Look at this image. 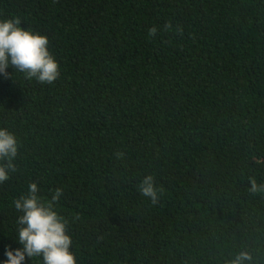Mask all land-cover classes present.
Wrapping results in <instances>:
<instances>
[{
	"label": "trees",
	"instance_id": "16d2710c",
	"mask_svg": "<svg viewBox=\"0 0 264 264\" xmlns=\"http://www.w3.org/2000/svg\"><path fill=\"white\" fill-rule=\"evenodd\" d=\"M10 18L48 37L60 76L0 74L19 145L0 264L22 247L13 201L32 182L45 200L63 189L77 264H264V192L249 190L264 184V0H0Z\"/></svg>",
	"mask_w": 264,
	"mask_h": 264
},
{
	"label": "clouds",
	"instance_id": "9594fccd",
	"mask_svg": "<svg viewBox=\"0 0 264 264\" xmlns=\"http://www.w3.org/2000/svg\"><path fill=\"white\" fill-rule=\"evenodd\" d=\"M172 25H166L171 29ZM182 31V29H177ZM157 28L149 29L156 35ZM49 39L45 35L25 29L19 18L0 20V74L7 75L11 66L26 79H35L40 84H53L60 76V66L48 49ZM16 136L6 128H0V184L8 181L10 173L17 171L18 156ZM252 193L264 192V184H258L255 177H249ZM37 183L28 186V193L13 201L18 217V242L22 247L6 250L3 264H25L26 259L39 258L41 264H77L71 251L72 239L67 231V222L55 210L63 196V189L56 188L50 200L39 195ZM138 191L152 204L159 203L160 191L151 174L146 175L138 185ZM253 259L249 251H240L225 264H245Z\"/></svg>",
	"mask_w": 264,
	"mask_h": 264
}]
</instances>
